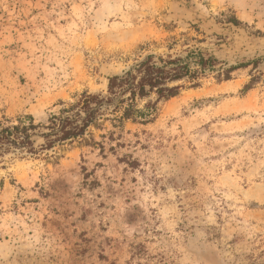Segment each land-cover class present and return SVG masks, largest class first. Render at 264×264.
Wrapping results in <instances>:
<instances>
[{"label": "rangeland", "instance_id": "obj_1", "mask_svg": "<svg viewBox=\"0 0 264 264\" xmlns=\"http://www.w3.org/2000/svg\"><path fill=\"white\" fill-rule=\"evenodd\" d=\"M187 46L232 79L0 159V264H127L138 247L134 264H264V0H0V122L46 124Z\"/></svg>", "mask_w": 264, "mask_h": 264}, {"label": "trees", "instance_id": "obj_2", "mask_svg": "<svg viewBox=\"0 0 264 264\" xmlns=\"http://www.w3.org/2000/svg\"><path fill=\"white\" fill-rule=\"evenodd\" d=\"M171 47L167 48L171 50ZM216 63L209 54L189 46L180 53L146 55L120 75L108 79L106 96L83 93L62 111L61 116L51 117L46 124H35L31 117L0 122V159L10 153L38 154L40 151L34 146L32 137L40 129L43 131L39 137L44 142L39 146L41 151L72 143L86 133L105 108H112L114 124L136 120L147 122L156 103L176 97L186 87L198 88L203 77L216 73L214 80L217 83L231 80L236 68L216 70ZM186 83L188 86L184 85ZM245 90L247 92L249 87L245 86ZM151 97L155 98V103L147 102L143 109L138 108L141 100ZM115 99H118L117 104L110 106ZM144 256V251L138 247L127 264H134V258Z\"/></svg>", "mask_w": 264, "mask_h": 264}]
</instances>
